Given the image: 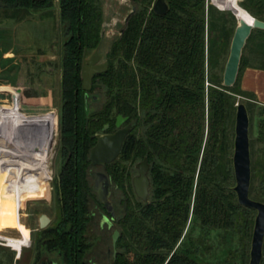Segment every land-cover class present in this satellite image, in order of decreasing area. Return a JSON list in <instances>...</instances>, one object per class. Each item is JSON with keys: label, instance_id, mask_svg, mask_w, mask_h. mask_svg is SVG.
I'll return each mask as SVG.
<instances>
[{"label": "trees", "instance_id": "16d2710c", "mask_svg": "<svg viewBox=\"0 0 264 264\" xmlns=\"http://www.w3.org/2000/svg\"><path fill=\"white\" fill-rule=\"evenodd\" d=\"M55 1L0 0V23H21L39 12L51 16ZM58 1L65 37L58 217L35 238L33 264L52 257L61 264H100L94 228H101L102 212L110 214L91 188L89 157L96 135L106 125L116 130L120 115L132 128L119 158L103 167L124 191L123 211L117 210L114 221L120 231L117 253L107 264H213L204 240L193 237L194 226L231 230L238 211L255 212L238 203L229 185L235 177L230 152L237 96L256 102L240 81L248 68L264 71V31L253 30L247 40L257 39L252 59L241 58L240 94L233 90L236 83L227 88L218 80L238 25L231 12L218 8L224 3L165 0L169 10L159 16L153 11L157 0H130L136 11L107 53L108 69L94 75L86 91L84 61L103 41L102 0ZM230 4L264 21V0ZM260 130L264 142V119ZM144 159L152 183L147 206L135 194L129 167ZM251 195L264 200V163L251 183Z\"/></svg>", "mask_w": 264, "mask_h": 264}, {"label": "rangeland", "instance_id": "374dc122", "mask_svg": "<svg viewBox=\"0 0 264 264\" xmlns=\"http://www.w3.org/2000/svg\"><path fill=\"white\" fill-rule=\"evenodd\" d=\"M216 1L224 3L225 6L218 7L220 11L231 12L238 23V8L230 3L234 1V4L241 5L243 0ZM208 3L212 5L210 0ZM101 5L104 14L103 41L98 48V53L102 55L99 62L106 63L107 53L112 43L119 37L126 18L131 13L132 4L130 0H102ZM1 23L3 25L5 23L7 27L13 24V27L10 28L9 25V28L0 29V132L5 127L11 130V135L18 138L17 140L45 141L49 145L50 142L53 143L49 160L50 170L46 168V157L40 164L33 163L28 156L12 149L11 145L1 143L3 145L1 146L0 144L3 147L0 152V161L7 159L11 163V168L0 183V241L3 243L0 244V257L6 260V264H15L17 254L22 252L18 263L33 264L34 241L38 234L37 229L40 228L39 218L46 215L53 225L58 217L54 188L55 179L61 168L62 60L65 40L59 1H55L51 16L47 15V12H39L32 14L21 23H14L11 20H4ZM255 41L257 39L252 38L249 44H246L242 54L244 61L251 57L256 47ZM231 42L225 50L217 71L218 80L222 82V85ZM8 49H12L11 54L14 56L11 59H4V50ZM89 57L90 55L85 60ZM251 63L255 64L256 61L251 60ZM243 75L240 81L241 88ZM240 82L236 83L233 90L242 94ZM238 104H245L249 109L252 185H254L256 172L264 163V142L260 139L264 105L257 96L255 102L244 94L237 96L235 108ZM235 118L236 113L232 125L231 160L234 152ZM142 161L138 160L130 164L131 182L139 174L136 165ZM92 171L107 175L103 168H95ZM50 173V180L43 179ZM229 185L231 188L235 187V177L230 180ZM255 186L261 191L260 182L257 179ZM123 192L117 185H112L111 201L116 213L117 210L123 211V206L120 204L124 198ZM38 197L44 199L37 200ZM251 198L258 200L254 195H251ZM260 202L264 203V200ZM102 214L105 213L102 212ZM256 215V211L240 210L236 215L238 221L235 229L202 231L194 226L192 235L196 242L204 240L209 249L206 257L213 264H249ZM116 230L119 231L115 224H103L101 228H94L93 238L97 245L95 253L101 256L100 264H107L106 260L112 257V238ZM204 232L209 235L205 236ZM57 264H60L59 261ZM261 264H264V248Z\"/></svg>", "mask_w": 264, "mask_h": 264}, {"label": "water", "instance_id": "95a60500", "mask_svg": "<svg viewBox=\"0 0 264 264\" xmlns=\"http://www.w3.org/2000/svg\"><path fill=\"white\" fill-rule=\"evenodd\" d=\"M169 7L165 0H157L153 6V11L164 16L168 12ZM136 11L133 8L132 12L126 18L128 22L130 16ZM251 22L238 19V25L231 42L230 54L225 66L223 75V86L231 88L235 85L243 50L246 46L248 38L253 30L264 31V21L254 18L249 14ZM102 55L95 53L86 60L83 65L82 79L83 87L89 91L92 86L93 77L96 74H101L107 71V63L98 64ZM88 96H86V100ZM128 121L123 116H118L116 120L117 131L114 133H100L96 135L97 143L90 151V162L93 167H103L116 161L121 153L124 142L131 131V125L123 126ZM123 126V127H122ZM109 128L105 126L104 131ZM139 174L133 178V188L137 198L143 202L144 206L149 204V196L152 183L149 177L150 165L147 159L136 165ZM233 169L236 185L233 191L237 195L238 203L246 208L256 211L257 215L254 222L253 235L250 249L249 264H261L263 259L264 248V203L254 200L250 196L252 183V160H251V142H250V115L245 104H238L235 118V139L233 152ZM108 185V184H107ZM109 212L114 215L113 207L109 206L108 195L104 199L100 198ZM41 227L44 228L49 222L48 217L43 216ZM120 233L115 231L113 235V248L116 255V246ZM1 264V261H0Z\"/></svg>", "mask_w": 264, "mask_h": 264}, {"label": "flooded vegetation", "instance_id": "af4514ba", "mask_svg": "<svg viewBox=\"0 0 264 264\" xmlns=\"http://www.w3.org/2000/svg\"><path fill=\"white\" fill-rule=\"evenodd\" d=\"M133 10V9H132ZM131 10V12H132ZM98 51V49L96 50ZM95 53V52H94ZM93 53V54H94ZM91 54L90 57L93 55ZM89 57V59H90ZM86 61V60H85ZM84 61V63H85ZM98 64H102L101 62H98ZM84 65V64H83ZM88 96V95H87ZM123 126H126V123L123 125ZM122 126V127H123ZM118 129L116 127V130H114L113 132H110L109 131V128L106 130V131H102L101 133H114L116 132ZM100 134V133H99ZM16 141L19 143V148H18V153L20 152H23V153H26L28 156H29V159L34 163H37V164H40L43 159H45V157L47 158L46 159V168L49 169V160H50V152L52 150V145L53 143L50 142V145L47 144L45 141H37V140H31L30 142H25V141H20V140H17L18 138H15ZM54 142V141H53ZM29 143V144H28ZM121 154V153H120ZM120 156V155H119ZM119 158V157H118ZM90 160V159H89ZM11 164V163H10ZM105 167V166H103ZM103 167H94L95 168H103ZM11 168V167H10ZM50 170V169H49ZM60 172V171H59ZM59 172H58V175L55 179V184H56V181L58 180L60 182V177H59ZM90 176H91V188L93 190V193H94V196H96V198L102 203V201L100 200V198L104 199V196L105 195H108V202L110 203L109 206L113 207L114 209V215H112L110 212H109V208H106L105 205L102 203L105 211L110 214L109 215H106V214H103L102 217H101V226H103V224H108V225H112L114 224V221L116 220V212H115V208H114V205L111 201V192H112V185H113V181L110 177H108L106 174L102 173V172H94V171H91L90 172ZM36 178V177H35ZM38 178V176H37ZM43 179L45 180H50L51 179V173L47 176H45ZM133 182V181H132ZM49 184V182H48ZM108 184V185H107ZM55 189V188H54ZM55 191V190H54ZM42 200L44 198L42 197H38L37 200ZM43 216H46V215H43ZM41 216L39 218V229H37V232H41L42 230H45L49 227L52 226V221L49 219V222L46 224V226L44 228L41 227V220H42V217ZM47 217V216H46ZM117 231V230H116ZM120 233V231H118ZM115 233V232H114ZM38 235V234H37ZM114 235V234H113ZM120 238V236H119ZM119 240V239H118ZM30 241V240H29ZM112 242H113V238H112ZM31 245V244H29ZM28 245V246H29ZM27 246V247H28ZM17 253L20 252V251H16ZM117 253V251H116ZM21 256H22V252L21 253H18L17 256H16V260H15V264H20L18 263L20 260H21ZM35 257V256H34ZM112 257L115 258L116 255L114 254V248H113V254H112ZM111 257V258H112ZM111 258H108L110 261ZM33 262H34V259H33ZM58 261L55 257H52V258H47V259H44L42 262H40L39 264H57ZM60 263V262H59ZM61 264V263H60Z\"/></svg>", "mask_w": 264, "mask_h": 264}, {"label": "crops", "instance_id": "0c3cea01", "mask_svg": "<svg viewBox=\"0 0 264 264\" xmlns=\"http://www.w3.org/2000/svg\"><path fill=\"white\" fill-rule=\"evenodd\" d=\"M9 25L7 27V26H5V23H4V25H3V23H0V29L9 28ZM11 27H13V24L10 25V28ZM4 51H5V53L3 54L4 59L13 58L14 55L11 54L12 49L4 50ZM242 88L244 91L254 93L258 97V99L262 102V104L264 105V71L258 70V69H252V68L246 69L244 72L243 78H242ZM3 128L4 129L2 130V132H0V144L1 143L2 144H4V143L9 144L8 142L3 141L2 137L7 133H11V130L7 129L5 127H3ZM14 134H15V132H14ZM2 144H1V146H3ZM9 145H11L12 149H14L12 144H9ZM1 146H0V152L3 148ZM14 150L16 151L18 149H14ZM20 153H23V152H20ZM24 154H26V153H24ZM26 156H28V155L26 154Z\"/></svg>", "mask_w": 264, "mask_h": 264}, {"label": "bare ground", "instance_id": "6f19581e", "mask_svg": "<svg viewBox=\"0 0 264 264\" xmlns=\"http://www.w3.org/2000/svg\"><path fill=\"white\" fill-rule=\"evenodd\" d=\"M239 20H245L248 22H251V19L249 17V13L244 10H238L237 11ZM3 141L8 142L9 144H12L14 149L19 148V143L16 141L13 135L11 133H7L2 137ZM11 164L10 161L7 159H3L0 161V183L3 181V179L6 177L8 170L10 169Z\"/></svg>", "mask_w": 264, "mask_h": 264}, {"label": "built area", "instance_id": "2783aa9c", "mask_svg": "<svg viewBox=\"0 0 264 264\" xmlns=\"http://www.w3.org/2000/svg\"><path fill=\"white\" fill-rule=\"evenodd\" d=\"M0 244H3L2 241H0Z\"/></svg>", "mask_w": 264, "mask_h": 264}]
</instances>
